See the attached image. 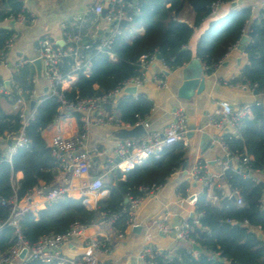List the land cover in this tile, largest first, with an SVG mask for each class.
Here are the masks:
<instances>
[{
  "label": "built area",
  "instance_id": "built-area-1",
  "mask_svg": "<svg viewBox=\"0 0 264 264\" xmlns=\"http://www.w3.org/2000/svg\"><path fill=\"white\" fill-rule=\"evenodd\" d=\"M221 3L222 1L215 0L209 5L210 17L216 15ZM103 10H105L104 16L101 15ZM139 12L140 4L137 0H90L82 11L72 14L67 20L61 22L62 44L55 43L48 37H40L34 45L32 57L20 56L11 64V69L15 73L26 65H33V61L39 59L41 78L46 87L43 93L56 98L58 102L52 122L42 132L56 163L57 175L52 186L40 184L31 188L27 192L25 202H20L15 192L8 198L0 197V207L8 210V216L0 222V228L4 226L12 229V244L5 252L0 253V264H29L32 260L46 263L57 262V264H112L111 242L114 239L121 240L125 235V231L119 232L113 226L120 213L110 216L101 215L105 217L109 233L99 227L97 218L90 224L73 222L65 232L44 234L34 243H29L25 239L20 221L26 214L36 213L42 205H50L65 195L83 197L84 204L86 200H91L92 206L90 207L93 208L111 177L117 173H122V175L127 173L134 166L143 164L149 157L158 158L164 148L177 141H186L189 118L181 108H175L172 111V120L161 131L151 129L138 137L125 139L115 137L109 145L98 142L91 146L87 145L89 132L93 128H112L115 131L130 128L120 121L116 107L118 101L124 95H128L125 92L126 88L133 86L137 89L143 85L144 70L158 60L155 53L140 56L138 63L142 70L141 76L128 77L111 90L84 98L75 96L69 99L63 94V91L75 82L78 72L89 74L93 56L101 55L110 61H116V56L112 52L114 41L127 29L131 36L135 34V30H143L142 27H137L132 22L133 15H138ZM34 20V14L29 12L24 5L19 13L3 19V22L9 26L10 34L0 48V67L10 64L9 54L18 38L17 26L30 24ZM246 28L247 26L243 28L242 36H247ZM239 45L240 41L230 45L216 65L221 64L229 52ZM64 64L69 66L65 72L62 71ZM202 67L206 71L207 66L202 63ZM154 79L160 87H167L164 79ZM36 80L37 78L34 77L32 82L35 84ZM241 85L242 83L237 84V86ZM244 85L254 92L256 83L246 80ZM0 95L16 106V113L20 120L16 131L4 133L2 137L4 144L0 148V162H10L17 149L28 145L29 139L25 128L32 121L35 107L42 98L41 93L35 87L26 91L14 81L9 82V88L0 82ZM31 100H35V107L32 110L29 108ZM253 105L261 106L264 110V99L238 105L220 100L217 102L218 108L214 113L207 115L206 123L217 130L238 136L241 121L252 116ZM136 124L142 123L137 122ZM7 141L10 142L9 145ZM211 142L217 144L222 150V157L216 159L220 175L232 169L244 178L256 183H264L261 179L264 172L251 165V159L245 151L231 150L221 134L211 138ZM219 174L212 172L208 165L200 159L193 160L189 164L185 177L189 184L186 196L177 194V198L195 207L198 197L211 185L214 178L215 180L218 178ZM17 180L18 175L15 174L12 179L13 187ZM193 185H199L200 188L191 189ZM162 187L154 185L142 187L140 190L144 192L143 196L127 195L125 197L127 202L122 212L128 216L127 227L140 225V223L142 225L143 239L136 254V264H158L159 258L165 261L171 259L165 249L153 243V229L181 244H196L192 234L195 226L198 225L201 212L195 211V217L183 218L175 229L165 218L146 220L143 224L141 220L138 221L137 209L146 198L156 196ZM216 187L221 194H224V190H220L219 185ZM228 196L233 197L238 206L242 205L239 190L231 189ZM242 224L247 228V232L255 230L261 232L260 227L250 226L247 220H243ZM72 242L81 246L83 250L69 257L62 253V247ZM23 249L25 253L23 257H20ZM218 255L219 253H214V256Z\"/></svg>",
  "mask_w": 264,
  "mask_h": 264
},
{
  "label": "trees",
  "instance_id": "trees-1",
  "mask_svg": "<svg viewBox=\"0 0 264 264\" xmlns=\"http://www.w3.org/2000/svg\"><path fill=\"white\" fill-rule=\"evenodd\" d=\"M140 12L133 15V23L142 27L140 34L131 36L127 29L113 43L112 52L116 61H110L101 55L92 58L88 75L77 73L76 80L63 91L66 98L75 96L84 98L113 89L128 77L141 76L138 60L141 55L158 52L160 61L169 69L185 65L193 56L198 57L207 66L206 74L211 73L222 59L228 47L239 42L242 30L247 26L248 40L241 44L248 64L244 65L237 78L229 84L243 83L248 80L256 83L255 94L264 97V8L256 17H252L249 7L230 12L222 18L209 16V5L215 0H137ZM231 2L232 0H220ZM22 0H0V22L9 15L22 10ZM185 8L192 9L194 16L189 25L181 20ZM206 21L194 46L191 39L194 30ZM10 30L0 24V48ZM30 68V72L28 69ZM69 66L64 64L62 71ZM35 73L33 65H26L13 75L14 81L23 90L34 88L32 79ZM41 101L36 105L34 117L25 128L29 143L17 149L10 162H0V197L8 198L14 192L20 202L26 201L27 192L40 184L52 186L56 178V163L42 132L52 122L58 107L56 98L41 93ZM152 108V101L142 94L123 96L117 104L120 121L124 126H134L144 120ZM20 125L18 114H5L0 109V139L4 133L16 131ZM223 139L231 150L245 151L251 159V165L264 172V110L253 105L252 116L241 121L238 136L225 133ZM0 144V148H1ZM188 144L184 140L163 149L161 155L147 158L143 164L134 166L127 173H117L105 184L108 193L97 199L93 208L84 204L83 197L65 195L50 205H42L36 213H28L20 221L23 235L29 243L36 242L48 233H63L70 224L78 222L90 224L102 214H119L113 226L119 232L127 228L128 216L122 209L126 206L127 195L141 197L140 190L146 186H164L173 174H178L176 195L186 196L189 184L180 170L186 159ZM20 176L12 186L15 174ZM231 189L240 192L242 205L227 197H221L220 206L206 202L204 194L198 197L195 211L201 212L198 225L192 238L201 248L194 254L185 246H179L169 261L158 259V264H264V241L255 231L247 232L242 224L247 220L250 226L260 227L264 234V183L244 178L235 170L229 169L224 175ZM8 216V210L0 207V222ZM12 244V229L0 228V253ZM214 253H219L214 256ZM29 264H57L32 260Z\"/></svg>",
  "mask_w": 264,
  "mask_h": 264
},
{
  "label": "crops",
  "instance_id": "crops-1",
  "mask_svg": "<svg viewBox=\"0 0 264 264\" xmlns=\"http://www.w3.org/2000/svg\"><path fill=\"white\" fill-rule=\"evenodd\" d=\"M23 5L29 12L35 16V20L30 24L18 25L17 29L20 35L10 51V64L8 66L0 67V82L5 84L6 81L11 82L13 79V71L11 64L20 56L32 57L34 55V45L41 36L48 37L55 43L61 41L60 24L67 20L72 14L82 11L90 2V0H22ZM231 2H235L231 6ZM231 2H222L214 17L222 18L234 10L249 7L252 12V17L258 16L264 8V0H233ZM194 13L192 9L185 8L181 15V20L189 25L192 24ZM2 26H7L5 22H0ZM206 21L197 29L194 30V36L191 39L190 47L192 48L196 39L202 29L206 26ZM143 30H133L135 34L142 33ZM248 64V59L245 52L242 50L241 44L229 52L227 58L214 67L209 74H205L204 90L197 96L190 99H182L177 96V89L182 83V68L169 69L163 65L161 61L156 60L144 70V83L141 87L136 89L135 94H129L135 97L137 94H142L145 98L152 101V108L144 120H140L146 131L154 129L161 131L171 120L172 111L175 108H181L189 112L188 124L201 126L200 130H195L196 136L204 134L205 141L196 144V152L189 158L190 162L195 159H200L208 165V168L219 174L220 168L216 161L217 158L222 157V150L217 144H212L211 138L218 134L224 135L226 131H220L206 123L207 115L214 113L218 108L217 102L224 100L232 105H238L245 102H252L257 99H264L262 95L255 94L248 87L244 85L237 86L238 83L230 85L229 81L232 78H237L244 65ZM34 73L35 67L33 65ZM30 72V68L28 69ZM154 78L164 79L167 83L166 88L160 87ZM34 87L39 93L44 92V82L37 78ZM127 95V94H126ZM135 95V96H134ZM125 96V95H124ZM117 108V107H116ZM0 109L5 114H15L16 106L7 101L4 96L0 95ZM115 130L112 128L102 129L93 128L89 132L87 145L98 142L104 145H109L115 138ZM198 141V138H197ZM2 148V146H1ZM94 172V171H92ZM91 172V176L93 173ZM18 178L20 176L17 173ZM264 180V173L261 176ZM180 181L178 174H173L168 182L160 189V192L152 197L146 198L142 205L137 209L136 217L138 221H151L156 218H165V220L175 229L178 227L183 218L195 217V207L186 201H180L177 198L175 189L177 183ZM219 185L220 190H224L221 194L217 189ZM199 185H193L191 189H199ZM231 192V187L226 183L223 175L219 174L218 178L213 179L211 185L205 189L204 197L207 203L212 206H220L221 197H227ZM108 190H104L100 197L105 196ZM232 200V199H231ZM234 201V200H232ZM138 227L137 229L135 227ZM127 227L125 235L121 240H112L116 243L112 245L111 242V263L112 264H136V254L142 244L143 233L142 225ZM141 226V227H140ZM261 233V238L264 241V234ZM152 241L159 248L165 249L172 258L174 251L179 246H185L188 251L197 254L198 251L192 248V245L181 244L174 241L172 238L163 236L153 229ZM170 247V248H169ZM83 249L74 242L65 244L62 247V253L66 256L72 257L80 253Z\"/></svg>",
  "mask_w": 264,
  "mask_h": 264
},
{
  "label": "water",
  "instance_id": "water-1",
  "mask_svg": "<svg viewBox=\"0 0 264 264\" xmlns=\"http://www.w3.org/2000/svg\"><path fill=\"white\" fill-rule=\"evenodd\" d=\"M235 2H231V6H234ZM105 14V10H103L101 12V15L104 16ZM5 28L9 29V26H4ZM248 40L247 36H242L240 39V44L245 43ZM58 44H62L63 42H57ZM156 58L159 60L160 59V55L158 52L155 53ZM33 65L35 67V72H36V76L39 80H42L41 78V61L39 59H36L33 61ZM205 71L203 70L202 67V62L201 60L196 57L193 56L189 59V61L183 66L182 68V83L179 86V88L177 89V96L179 98L182 99H190L193 96H197L198 94H200L205 87L204 84V78H205ZM5 85L7 86V88H9V81L5 82ZM44 91H46V87H44ZM125 92L129 93V94H135L136 92V88L131 86L125 89ZM35 107V100H31L29 102V108L30 110L34 109ZM200 130L201 126L199 125L198 127H196L195 125L191 124L188 126L187 132H186V142L188 144V148L186 150L185 153V157L186 159L183 161V163L181 164L180 170L183 176H186L187 174V170L190 164V160L189 158L191 156H193L196 152V144L197 142H199L200 144H202L205 139L206 136L204 134H200L198 136H196L195 134V130ZM146 133V129L144 127L143 124H136L133 127L130 128H121L117 131L114 132V136L116 138L119 139H125V138H130V137H138L141 135H144ZM198 138V141H197ZM8 145L10 144L9 141L6 142ZM0 144L3 145L4 142L3 140L0 139ZM232 200H234V198H231ZM127 202V198H124V203ZM97 222L99 223V227L108 232L109 233V227L105 222V217L101 216L97 219ZM136 229L138 228L137 226L135 227ZM258 238H261V233L258 230H255ZM116 242L113 241L112 245L115 244ZM173 244L176 243V241L172 242ZM170 248V247H169ZM192 248L198 252H201V248L196 245L193 244ZM25 253V249L22 250L20 257H23Z\"/></svg>",
  "mask_w": 264,
  "mask_h": 264
},
{
  "label": "bare ground",
  "instance_id": "bare-ground-1",
  "mask_svg": "<svg viewBox=\"0 0 264 264\" xmlns=\"http://www.w3.org/2000/svg\"><path fill=\"white\" fill-rule=\"evenodd\" d=\"M85 204H87V206L90 207V206H92V201H91V200H86V201H85Z\"/></svg>",
  "mask_w": 264,
  "mask_h": 264
},
{
  "label": "rangeland",
  "instance_id": "rangeland-1",
  "mask_svg": "<svg viewBox=\"0 0 264 264\" xmlns=\"http://www.w3.org/2000/svg\"><path fill=\"white\" fill-rule=\"evenodd\" d=\"M104 24V23H103ZM27 25V24H26ZM20 35V32L18 31V36ZM41 37H45V36H41ZM184 112L187 114L188 117H190L189 112L187 110L184 109Z\"/></svg>",
  "mask_w": 264,
  "mask_h": 264
}]
</instances>
